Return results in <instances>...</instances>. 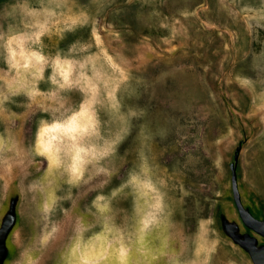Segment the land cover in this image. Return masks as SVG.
Wrapping results in <instances>:
<instances>
[{"label": "rangeland", "instance_id": "obj_1", "mask_svg": "<svg viewBox=\"0 0 264 264\" xmlns=\"http://www.w3.org/2000/svg\"><path fill=\"white\" fill-rule=\"evenodd\" d=\"M0 264H264V0H0Z\"/></svg>", "mask_w": 264, "mask_h": 264}, {"label": "clouds", "instance_id": "obj_2", "mask_svg": "<svg viewBox=\"0 0 264 264\" xmlns=\"http://www.w3.org/2000/svg\"><path fill=\"white\" fill-rule=\"evenodd\" d=\"M60 127V125L59 124H57V123H53V125H51V126H48V127H45V131L46 132H55V131H57V129Z\"/></svg>", "mask_w": 264, "mask_h": 264}, {"label": "bare ground", "instance_id": "obj_3", "mask_svg": "<svg viewBox=\"0 0 264 264\" xmlns=\"http://www.w3.org/2000/svg\"><path fill=\"white\" fill-rule=\"evenodd\" d=\"M46 147H48V143L46 144Z\"/></svg>", "mask_w": 264, "mask_h": 264}]
</instances>
